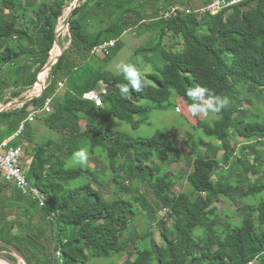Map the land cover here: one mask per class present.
<instances>
[{
  "label": "trees",
  "instance_id": "16d2710c",
  "mask_svg": "<svg viewBox=\"0 0 264 264\" xmlns=\"http://www.w3.org/2000/svg\"><path fill=\"white\" fill-rule=\"evenodd\" d=\"M75 1L0 0V103L33 87L50 59L62 6L71 8ZM192 1L82 0L69 20L71 44L51 68L43 96L19 109L0 112L1 144L17 133L31 105L42 106L52 98V113L27 124L13 142L24 150L35 142L24 151L30 163L23 166L30 184L46 195V206L11 183H0V196L12 187L11 194L0 199V240L18 247L30 264L43 260L33 253L36 245L29 240L37 234L44 241L36 227L43 213L52 222L59 264H88L113 255L124 258V264H264V197L257 203L245 202L264 194V151L258 150L264 142V111L250 121L241 111L245 102L236 97L240 84L264 93V0H243L216 14L161 16L175 5L187 7ZM90 26L96 30L90 31ZM139 28L157 33V43L139 51L160 49L161 64L146 75L149 84L142 92L130 89L122 96L118 85L127 83L123 75L98 70L89 57L93 46L117 39L112 54L125 32ZM26 61H32V66H22ZM60 81L65 82L61 89ZM196 84L227 95L230 103L216 113L219 120L198 121L195 128L220 145L201 140L190 173L177 175L170 168L182 155L172 135L157 130L152 136H134L109 127L111 118H116L137 130L150 106H172L174 96L189 106L192 101L186 92ZM101 85L107 89L102 107L83 99L85 92ZM39 121L52 134L37 142ZM233 137L245 140L244 149L254 157L251 164L235 157ZM201 144H206L205 150L199 148ZM79 148L92 159L107 161L108 184L119 185V193L105 197L101 188H95L94 183L104 184L92 167L66 166ZM219 171L227 174L220 176ZM82 177L86 181L73 186ZM181 182L188 188L177 191ZM143 184L162 201L171 224L159 218L142 192ZM235 196L244 204L230 216L229 211H220L221 199ZM137 211L151 223L146 232L130 230ZM197 228L203 230L199 239L194 236ZM155 230L161 242L154 238ZM0 251L10 252L5 247Z\"/></svg>",
  "mask_w": 264,
  "mask_h": 264
},
{
  "label": "rangeland",
  "instance_id": "374dc122",
  "mask_svg": "<svg viewBox=\"0 0 264 264\" xmlns=\"http://www.w3.org/2000/svg\"><path fill=\"white\" fill-rule=\"evenodd\" d=\"M205 0H193L187 7L193 9H199L205 6ZM186 6V5H185ZM62 20L66 19V16L70 10V8H64ZM164 12V11H163ZM60 21V26L65 25L66 21ZM152 22H150L151 24ZM59 26V28H60ZM62 28V27H61ZM60 28V29H61ZM90 31L96 30L95 26L89 27ZM68 30L62 32L60 36V44L61 47L68 48ZM120 47L115 50L110 56H90L89 62L98 70L104 71L111 75H121L119 70V66L123 63H134L144 74L146 77L147 74L154 72L155 66H159L161 64V59L159 58L160 49L157 52L151 51H139L140 49L146 48L148 46L157 43L158 37L157 33L148 32L144 30V28H139L135 30H129L125 32L121 38ZM55 49V48H54ZM58 52H61L60 48L57 46ZM113 51V50H112ZM231 63V60L228 59ZM24 67L29 68L32 66V61H26L23 63ZM65 84V83H64ZM103 86V85H101ZM105 87V86H104ZM61 89V88H59ZM238 94L236 97L242 99L244 104V109L241 111L243 114L249 118L250 121L255 120V114L260 111H264V93L261 95L257 91H251L245 84H240L237 87ZM176 96L171 100L172 106H150L146 114L144 115V122L140 125L139 129L133 130L128 124L116 119L111 118L109 127L117 128L128 132L134 136H142L148 137L152 136L157 130H161L165 133L172 135V138H177L179 142L180 149L182 151L181 161L179 163L173 164L170 168L178 175L179 172L183 174L190 173L194 167L193 162L196 157L195 148L198 146L202 141L215 143L220 145L219 142L214 141L205 135H203L198 129H196V125L198 121H207V122H215L220 119V116L217 114L209 113L207 115L198 114L193 116L189 111L188 104L182 99ZM5 105L4 103H0V106ZM262 112H259L262 114ZM263 116V114H262ZM42 121H39L35 124V127L39 130L37 133V142L43 140L44 136H48L52 134V132L47 128V126L42 125ZM82 127H86V123L84 121H80ZM233 145L236 147L235 157L245 158L246 163L251 164L253 162V156H249V150L244 149V146L247 145L245 140L240 137H233L232 138ZM35 142H32L25 150L30 151L34 146ZM199 148L202 150L206 149V144L199 145ZM23 151L24 148H22ZM258 150L263 152L264 151V142L263 144H258ZM89 153V152H88ZM29 153H23V165H27L28 161H30ZM71 157V156H70ZM70 157L66 160V166L68 168H78V167H92L95 172H99L100 181L103 182L104 186L99 187L98 184L94 183L93 186L95 188H101L105 197H109L112 193H119L120 187L115 183L108 184L111 174L108 172L106 173L107 169V161L104 160H95L91 158V154L89 153L88 163L84 166L76 165L70 163ZM24 168V166H22ZM226 175L227 173L219 171L220 176ZM85 177L80 178L79 180L74 181L73 186H79L85 182ZM254 181V177L252 178V182ZM126 185H130L131 181H126ZM187 184L185 182H181L177 185L176 190L182 191L187 189ZM12 187L5 190V192L0 196L4 198V194H11ZM142 192L146 195L149 202L155 208V210L159 213V218L165 219L169 224H171V217L169 216V211L164 209V204L160 201L153 190L150 188L149 185L143 184ZM263 195L257 197H250L245 200L246 203H257ZM220 211H229L227 214L231 215L237 211L244 204V200L242 201L239 197L235 196L233 198L223 197L220 201ZM17 213V212H16ZM22 214L26 216H30V213L22 212ZM16 215V214H15ZM229 215V216H230ZM17 216V215H16ZM15 216V217H16ZM148 217H146L140 211H137V214L134 218V221L130 227L131 232H146L148 228L151 227V223L148 222ZM36 227L42 230L41 236L43 238V242L39 239V236L35 234L29 240L32 244H35V249L33 247V253L37 254L39 258H42L41 264H59L58 253L54 249L55 243V236L53 233L52 222L46 215L43 213L40 217L36 219ZM154 226V225H152ZM157 226V225H156ZM203 235V230L201 228H197L194 232V236L196 239H199ZM154 238H156L159 242H161V235L160 232L155 230L154 231ZM39 249V250H38ZM6 252V251H5ZM8 254L13 255L20 264H25L24 261L15 256L11 252H6ZM49 257V260L47 258ZM35 258H37L35 256ZM46 258V259H45ZM125 259L120 258L118 255H113L109 258H95L91 259L88 264H124ZM35 264H37L35 262Z\"/></svg>",
  "mask_w": 264,
  "mask_h": 264
},
{
  "label": "built area",
  "instance_id": "2783aa9c",
  "mask_svg": "<svg viewBox=\"0 0 264 264\" xmlns=\"http://www.w3.org/2000/svg\"><path fill=\"white\" fill-rule=\"evenodd\" d=\"M243 0H213L209 5H205L199 9H193L185 6L175 5L170 9L165 10L161 13V16L164 18L176 17L180 13L186 14H196L204 15L206 13L216 14L220 10L231 6L233 4L239 3ZM62 20V19H60ZM62 21H65L63 19ZM118 40H110L100 43L96 46H93L91 49L92 56H109L112 50L116 47ZM54 51H52L51 57H53ZM49 71L45 72L43 79H39V72L37 79L32 88L28 89L21 94L18 98L13 99L12 101L5 104L12 109H19L24 104L32 102L36 99H39L43 96L46 88L50 85V76ZM64 81L58 83V88L64 86ZM107 94V89L101 87L96 90H90L83 94V99L93 101L97 104V101H100L103 104V97ZM53 111L52 98H48L46 102L42 105H31L28 109V116L20 125L17 133L4 140L0 144V175L5 180L6 183H11L14 185L24 196L31 197L34 201H37L41 207L46 206L47 197L40 191L38 188L32 186L26 177V169L23 168V149L21 146L13 145L15 138L21 134L27 124L35 123L38 118L46 117L51 114ZM60 253H58L59 255ZM249 264H254L249 263Z\"/></svg>",
  "mask_w": 264,
  "mask_h": 264
},
{
  "label": "clouds",
  "instance_id": "9594fccd",
  "mask_svg": "<svg viewBox=\"0 0 264 264\" xmlns=\"http://www.w3.org/2000/svg\"><path fill=\"white\" fill-rule=\"evenodd\" d=\"M119 70L127 82L118 85L119 92L122 96H126L130 89L136 92H142L148 87L149 81L134 63H123L119 66ZM186 95L192 101L189 105V111L193 116L198 114L220 113L230 103L227 95L214 94L199 84L189 87ZM97 107H102L100 101H97ZM88 159V151L84 148H79L71 154L70 163L84 166L88 163Z\"/></svg>",
  "mask_w": 264,
  "mask_h": 264
},
{
  "label": "water",
  "instance_id": "95a60500",
  "mask_svg": "<svg viewBox=\"0 0 264 264\" xmlns=\"http://www.w3.org/2000/svg\"><path fill=\"white\" fill-rule=\"evenodd\" d=\"M82 0H76L72 7L70 8L67 16H66V23L64 26H62V28L60 29L58 27L57 29V36H56V41H55V45L53 47V49H57V46L60 48L61 50V53L60 55H55L56 54V50L54 51V55L53 57H51L52 55V51H51V54H50V59L49 61L46 63V65L43 67V69L41 70L42 71H49L51 70V68L58 62L59 58L62 56V54L65 52V50L67 49L66 47H61V44L59 42V37L62 35V32L65 31L66 29H68L69 27V20L73 14V11L80 6ZM61 21V20H60ZM59 26H60V23H59ZM71 44V41L69 42V45ZM69 47V46H68ZM12 108H10L9 106H6V105H2L0 106V112H3V111H7V110H10ZM0 247H5L7 248L8 250H10L11 253H13L15 256L21 258L25 264H30L29 263V258L24 254L23 251H21L18 247L6 242V241H2L0 240ZM0 263L1 264H20L17 260H14L12 257H10V255H8V253L6 252H1L0 251Z\"/></svg>",
  "mask_w": 264,
  "mask_h": 264
},
{
  "label": "crops",
  "instance_id": "0c3cea01",
  "mask_svg": "<svg viewBox=\"0 0 264 264\" xmlns=\"http://www.w3.org/2000/svg\"><path fill=\"white\" fill-rule=\"evenodd\" d=\"M20 96H21V95H20ZM8 98H9V96L6 97V99H8ZM4 104H7V103L4 102ZM10 110H12V109H10ZM29 163H30V161H28V164H27V165H29ZM0 177L2 178L1 175H0ZM1 178H0V183L3 185V183H5V180H4L3 178H2V179H1ZM13 186H14V185H13ZM7 189H9V187H8V188L6 187V188L4 189V192H5V190H7ZM4 192H3V193H4Z\"/></svg>",
  "mask_w": 264,
  "mask_h": 264
},
{
  "label": "bare ground",
  "instance_id": "6f19581e",
  "mask_svg": "<svg viewBox=\"0 0 264 264\" xmlns=\"http://www.w3.org/2000/svg\"><path fill=\"white\" fill-rule=\"evenodd\" d=\"M67 30H68V29H67ZM60 53H61V52H58V51L56 50V54H55V55L58 56V55H60ZM45 72H46V71H43V72H42V74H41V76H40V79H43L44 75H46ZM0 264H1V263H0Z\"/></svg>",
  "mask_w": 264,
  "mask_h": 264
}]
</instances>
